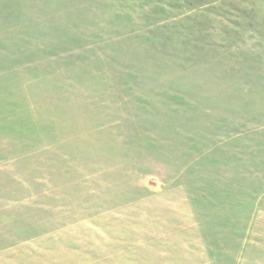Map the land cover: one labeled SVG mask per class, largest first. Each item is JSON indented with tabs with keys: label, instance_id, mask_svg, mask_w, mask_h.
Segmentation results:
<instances>
[{
	"label": "rangeland",
	"instance_id": "374dc122",
	"mask_svg": "<svg viewBox=\"0 0 264 264\" xmlns=\"http://www.w3.org/2000/svg\"><path fill=\"white\" fill-rule=\"evenodd\" d=\"M0 264H264V0H0Z\"/></svg>",
	"mask_w": 264,
	"mask_h": 264
}]
</instances>
